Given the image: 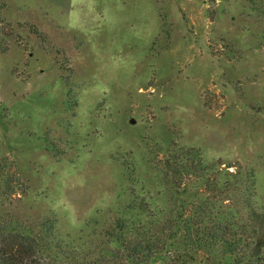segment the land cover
<instances>
[{
	"label": "rangeland",
	"instance_id": "1",
	"mask_svg": "<svg viewBox=\"0 0 264 264\" xmlns=\"http://www.w3.org/2000/svg\"><path fill=\"white\" fill-rule=\"evenodd\" d=\"M0 22V159L25 203L76 243L153 225L157 254L129 264H234L162 235L177 196L157 160L239 165L264 206V0H0Z\"/></svg>",
	"mask_w": 264,
	"mask_h": 264
},
{
	"label": "trees",
	"instance_id": "2",
	"mask_svg": "<svg viewBox=\"0 0 264 264\" xmlns=\"http://www.w3.org/2000/svg\"><path fill=\"white\" fill-rule=\"evenodd\" d=\"M157 166L177 196L170 211L174 220L167 219L162 235L176 239L179 232L187 256L210 249L234 264H264V206L256 205L252 173L239 165L206 162L200 151L175 145ZM20 179L14 162L1 158L0 264L146 263L157 254L153 225L122 216L93 239L76 243L54 215L37 213L25 203L29 187Z\"/></svg>",
	"mask_w": 264,
	"mask_h": 264
}]
</instances>
